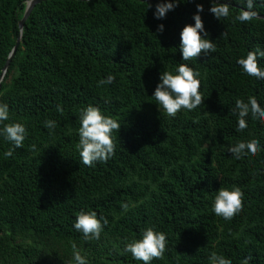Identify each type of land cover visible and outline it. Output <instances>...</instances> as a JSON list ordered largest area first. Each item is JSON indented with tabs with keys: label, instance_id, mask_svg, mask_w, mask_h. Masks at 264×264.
I'll return each instance as SVG.
<instances>
[{
	"label": "trees",
	"instance_id": "obj_1",
	"mask_svg": "<svg viewBox=\"0 0 264 264\" xmlns=\"http://www.w3.org/2000/svg\"><path fill=\"white\" fill-rule=\"evenodd\" d=\"M28 1L0 0V77ZM159 2H145L153 6L147 11L140 0H48L25 23L0 87V103L10 108L5 123L28 129L11 157L0 139V264H74L76 250L89 264H141L123 245L149 226L168 239L153 264H210L212 252L232 264L246 256L264 264V151L241 160L227 151L251 140L264 146V122L250 116L237 132L231 111L249 96L264 107V81L250 83L236 64L264 47V19L236 20L245 0H224L231 15L221 21L208 11L211 0H189L156 20ZM197 4L217 51L184 62L201 74L203 103L169 118L151 96L160 72L182 62L180 32L194 24ZM254 10L264 17V7ZM158 24L165 31L156 38ZM109 73L115 82L98 87ZM88 104L121 125L114 156L94 167L81 165L77 148L80 109ZM48 119L57 122L51 134ZM221 187L243 193L242 212L231 221L211 211ZM82 210L108 219L99 240L73 229Z\"/></svg>",
	"mask_w": 264,
	"mask_h": 264
},
{
	"label": "clouds",
	"instance_id": "obj_2",
	"mask_svg": "<svg viewBox=\"0 0 264 264\" xmlns=\"http://www.w3.org/2000/svg\"><path fill=\"white\" fill-rule=\"evenodd\" d=\"M143 3L144 0H142ZM189 0H161L155 5L153 16L156 20H164L167 14L174 11L181 3H188ZM194 2V0H192ZM31 3V0H29ZM148 5V9L153 6ZM264 7V0H245V10L236 16L240 23H246L253 19H258V12L255 6ZM197 13L193 15L194 24L186 25L180 32L179 52L182 56V62L177 63L173 70H163L159 74V83L157 84L153 95L151 96L155 105L161 114L163 112L169 118H176L178 114L192 112L202 103L200 72L196 71L187 61L197 59L201 55L211 56L217 51L216 41L210 38L205 29L204 22L200 13L204 11L203 5L197 4ZM209 13L215 19L221 21L228 18L230 8L224 0H211ZM164 24H158L156 36L163 34ZM224 32L222 37L226 36ZM264 59V47L258 46L255 50H249L246 56L236 60L243 77L249 79L250 83L264 81V65L259 63ZM115 82V76L109 73L104 79L98 81V87L112 85ZM58 112H63L62 107H57ZM236 116L237 132H243L248 128V119L250 116L264 122V107L258 102L255 96H249L247 100L237 99L234 107L231 109ZM10 108L7 103H0V139L11 145V148L4 153L5 157H11L16 149L24 146L28 136V129L23 123L10 122ZM43 127L49 134L57 128L55 120H45ZM120 123L96 105L88 104L80 109L79 128H78V154L81 165L94 167L97 163H107L115 154L116 145L114 143L115 133L120 130ZM35 149V145L32 146ZM228 153L232 158L241 160L247 157H255L258 152L264 151V146L256 140L249 142H239L228 146ZM129 205L122 203L121 208L127 212ZM243 207V193L237 187L231 189L221 187L215 192L212 201V213L224 221H231L240 215ZM109 221L103 215L96 211H80L76 214L73 229L80 233L85 240H99L101 233L107 227ZM167 234L149 226L141 230L139 238L125 241L123 252L130 254L132 260L141 262V264H153L154 260L164 257L167 250ZM74 264H89L86 256L79 250L74 251L72 256ZM210 264H232L230 259L223 255L212 252L209 257ZM252 256H246L241 264H251Z\"/></svg>",
	"mask_w": 264,
	"mask_h": 264
},
{
	"label": "water",
	"instance_id": "obj_3",
	"mask_svg": "<svg viewBox=\"0 0 264 264\" xmlns=\"http://www.w3.org/2000/svg\"><path fill=\"white\" fill-rule=\"evenodd\" d=\"M45 1H48V0H31V3H29V1L27 2V7H26V11L24 13V16L22 18V20L19 22V31H20V34H19V37L17 39V42L15 44V47L13 48V50L11 51L10 55H9V58L6 62V65L3 69V73L0 77V87H1V82L3 81L5 75L7 74V71L9 69V66H10V63L12 61V59L14 58V56L16 55L17 53V50L21 44V41H22V34H23V30H24V26H25V23L27 22V20L29 19V17L31 16L33 10L35 9V7L39 4H41L42 2H45ZM78 1H90V0H78ZM142 1V0H140ZM151 1H154V0H144V2H151ZM261 19H264V17H259Z\"/></svg>",
	"mask_w": 264,
	"mask_h": 264
}]
</instances>
